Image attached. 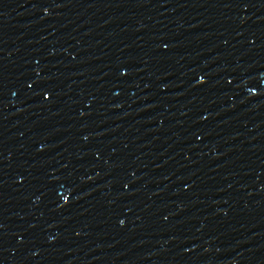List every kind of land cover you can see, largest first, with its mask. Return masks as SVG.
Wrapping results in <instances>:
<instances>
[{
	"label": "water",
	"instance_id": "95a60500",
	"mask_svg": "<svg viewBox=\"0 0 264 264\" xmlns=\"http://www.w3.org/2000/svg\"><path fill=\"white\" fill-rule=\"evenodd\" d=\"M0 264H264V217L89 0H0Z\"/></svg>",
	"mask_w": 264,
	"mask_h": 264
}]
</instances>
